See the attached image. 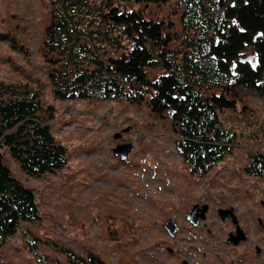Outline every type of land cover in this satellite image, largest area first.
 Here are the masks:
<instances>
[{
  "label": "rangeland",
  "instance_id": "rangeland-1",
  "mask_svg": "<svg viewBox=\"0 0 264 264\" xmlns=\"http://www.w3.org/2000/svg\"><path fill=\"white\" fill-rule=\"evenodd\" d=\"M58 6V0H0V36L9 37L0 38V87L29 90L46 110L53 108L51 131L68 158L63 170L36 178L23 174L3 152L15 177L35 193L40 220L23 225L7 240L0 264H68L71 253L102 264H264V229L259 226L264 223V178L244 171L252 154H264V96L237 88L231 97L236 108L220 113L235 136L232 153L204 177L193 175L178 151L168 114L124 99L56 98L44 41ZM125 6L171 25L175 40L170 49L179 48L185 32L176 3ZM163 70L152 69L150 78L158 79ZM121 142L135 147L124 161L113 153ZM196 205L200 210L209 206L199 228L187 220ZM220 209L235 212L247 242L228 244L235 226L232 218H220ZM170 219L178 225L177 239L164 227ZM256 238L250 256L248 243Z\"/></svg>",
  "mask_w": 264,
  "mask_h": 264
},
{
  "label": "trees",
  "instance_id": "trees-1",
  "mask_svg": "<svg viewBox=\"0 0 264 264\" xmlns=\"http://www.w3.org/2000/svg\"><path fill=\"white\" fill-rule=\"evenodd\" d=\"M58 3L44 41L57 99H124L148 103L161 116L168 114L178 151L191 173L200 178L232 153L235 136L220 113L236 108L237 101L231 97L237 88L264 96V0ZM127 3L143 7L176 3L185 32L179 48L170 49L175 40L171 25L129 11ZM247 51L256 55L255 71L239 63ZM160 66L165 73L151 79L149 71ZM52 111L44 108L36 93L0 87V250L23 225L40 220L35 193L15 177L3 152L23 174L36 178L67 165V150L49 124ZM251 157L244 171L264 178V154ZM71 259L68 264H101L93 258L91 262Z\"/></svg>",
  "mask_w": 264,
  "mask_h": 264
},
{
  "label": "water",
  "instance_id": "water-1",
  "mask_svg": "<svg viewBox=\"0 0 264 264\" xmlns=\"http://www.w3.org/2000/svg\"><path fill=\"white\" fill-rule=\"evenodd\" d=\"M239 63L242 65L249 64L254 71L257 69V62H256V55L255 54H252V55L247 56V57H242L239 60ZM119 136H120V134L116 135L115 138H119ZM133 151H134V145L123 144V145L117 146L114 149L113 153H114L115 157L120 158L121 161H124V160L128 159L130 153H132ZM208 211H209L208 205H205L201 210L199 209V206L196 205V206H194L191 213L188 215L187 220L193 226L197 227V226H199L201 221L207 220ZM218 214L222 220H225L231 216L233 219V222L235 224H238L237 217L233 214L232 210L220 209L218 211ZM164 227L172 238H175L177 236L178 225H177L175 220H173V219L168 220ZM245 240H246L245 232L243 230H241V228L238 226L236 233L231 234L229 236L228 243L232 244L234 246H238L241 242H243Z\"/></svg>",
  "mask_w": 264,
  "mask_h": 264
},
{
  "label": "flooded vegetation",
  "instance_id": "flooded-vegetation-1",
  "mask_svg": "<svg viewBox=\"0 0 264 264\" xmlns=\"http://www.w3.org/2000/svg\"><path fill=\"white\" fill-rule=\"evenodd\" d=\"M127 143H129V142H121L120 144H127ZM203 205H201L200 204V208L202 207ZM232 212L235 214V212L232 210ZM232 217L230 216L229 218H227V219H225V220H223V221H226V220H228V219H231ZM231 221H232V223H233V225L235 226V231H233V232H231L230 234H229V236L231 235V234H235L236 233V231H237V227L239 226L240 228H241V230H243L244 232H245V230L241 227V224H240V222H238V224H235L234 222H233V220L231 219ZM238 221H239V219H238ZM201 225H202V222H201V224H199V226H197V227H195V228H199V227H201ZM260 229L261 230H263L264 229V223L262 222V221H260ZM203 227V226H202ZM179 231V230H178ZM245 235H246V233H245ZM171 237V236H170ZM179 237V233L177 232V236L175 237V238H172V239H177ZM248 241V239H247V235H246V240L245 241H243V242H247ZM257 241H259L258 240V238H256L255 240H253V241H250V243H248V247H249V249H250V256L253 254L252 253V244L253 243H256ZM229 244V243H228ZM230 245H232V244H230ZM255 250H256V254L257 255H259L260 257H259V260H261L262 259V256H261V254L263 253V247L262 246H260L259 244L258 245H256L255 246ZM174 251V250H173ZM172 251V252H173ZM73 258L71 259V261H77L78 259V257L76 256H72ZM93 259H95V258H93ZM91 260H92V258H90V262H91ZM233 261L235 262L236 261V259L234 258L233 259ZM101 263V262H100ZM258 263H260V262H258ZM102 264V263H101ZM186 264V263H185ZM188 264V263H187Z\"/></svg>",
  "mask_w": 264,
  "mask_h": 264
}]
</instances>
